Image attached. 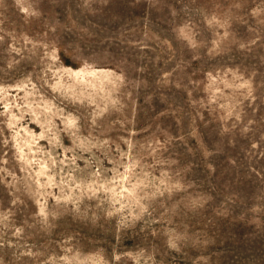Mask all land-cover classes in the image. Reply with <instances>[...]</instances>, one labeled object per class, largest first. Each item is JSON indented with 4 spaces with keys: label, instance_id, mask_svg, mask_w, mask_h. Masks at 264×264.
<instances>
[{
    "label": "rangeland",
    "instance_id": "1",
    "mask_svg": "<svg viewBox=\"0 0 264 264\" xmlns=\"http://www.w3.org/2000/svg\"><path fill=\"white\" fill-rule=\"evenodd\" d=\"M0 264H264V0H0Z\"/></svg>",
    "mask_w": 264,
    "mask_h": 264
}]
</instances>
